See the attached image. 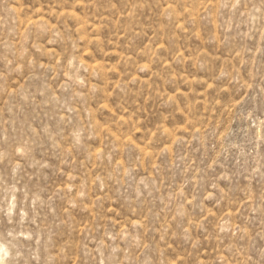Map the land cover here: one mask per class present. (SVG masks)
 <instances>
[{"label": "rangeland", "instance_id": "374dc122", "mask_svg": "<svg viewBox=\"0 0 264 264\" xmlns=\"http://www.w3.org/2000/svg\"><path fill=\"white\" fill-rule=\"evenodd\" d=\"M0 264H264V0H0Z\"/></svg>", "mask_w": 264, "mask_h": 264}]
</instances>
